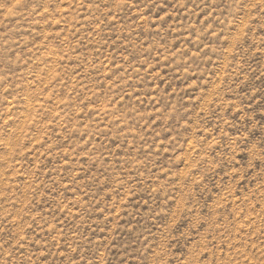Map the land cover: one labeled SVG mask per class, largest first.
Instances as JSON below:
<instances>
[{
  "label": "rangeland",
  "instance_id": "rangeland-1",
  "mask_svg": "<svg viewBox=\"0 0 264 264\" xmlns=\"http://www.w3.org/2000/svg\"><path fill=\"white\" fill-rule=\"evenodd\" d=\"M0 264H264V0H0Z\"/></svg>",
  "mask_w": 264,
  "mask_h": 264
}]
</instances>
